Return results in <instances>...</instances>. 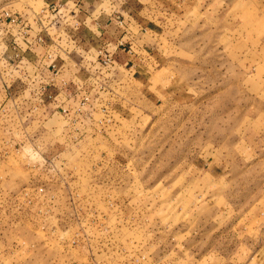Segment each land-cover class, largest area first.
I'll list each match as a JSON object with an SVG mask.
<instances>
[{"label": "rangeland", "instance_id": "rangeland-1", "mask_svg": "<svg viewBox=\"0 0 264 264\" xmlns=\"http://www.w3.org/2000/svg\"><path fill=\"white\" fill-rule=\"evenodd\" d=\"M163 7L164 97L98 64L80 113L0 110V264H264V0Z\"/></svg>", "mask_w": 264, "mask_h": 264}, {"label": "crops", "instance_id": "crops-1", "mask_svg": "<svg viewBox=\"0 0 264 264\" xmlns=\"http://www.w3.org/2000/svg\"><path fill=\"white\" fill-rule=\"evenodd\" d=\"M42 2L39 4L34 0L33 5H29L27 0H0V8H10L24 17L25 30H28V35H21L17 40L8 35L5 43H0V110L7 111L21 104L30 112L44 109L45 113L48 110L57 114L66 109V116L77 111L80 113L84 104H89L87 101L94 100L96 87L99 85L105 89L108 85L104 73L95 76L94 70L102 64L106 54L111 56L115 65L127 70V76L119 79L120 85L113 81V88H124L131 83L144 91L145 99L165 96L167 90L164 89L170 82L162 87L153 85V76L157 78L158 75V81H162L159 75L165 71H149V63L156 64L158 60L141 41H146L155 30L150 27L152 18L149 15L165 8L166 3L179 5L181 0ZM52 4H59L65 15L69 10L75 12L69 18L70 26L47 18ZM43 13H47L43 25L36 24L34 18ZM54 15L51 14V18ZM48 52L54 57L49 59ZM175 77L169 73L165 80L176 81ZM32 82L37 86L30 88ZM39 82L42 84L38 85ZM86 97L88 99L84 101ZM63 122L67 125L69 121Z\"/></svg>", "mask_w": 264, "mask_h": 264}, {"label": "built area", "instance_id": "built-area-1", "mask_svg": "<svg viewBox=\"0 0 264 264\" xmlns=\"http://www.w3.org/2000/svg\"><path fill=\"white\" fill-rule=\"evenodd\" d=\"M59 4H52L49 6L50 14L47 16L48 19H52L53 22H58V24H61V21L65 24L64 26H70V17L75 14L73 10L67 11L68 15L63 14L64 10H61V7L58 6ZM67 8V7H66ZM47 13H43L38 18H34L35 23H40L43 25V21H45L46 18L44 16ZM51 14H55L53 18H51ZM25 19L24 17L19 13L15 12L10 8L1 7L0 8V43H5L6 37L8 35L12 36L13 40H17L19 36L28 35V30H25ZM31 28V27H30ZM65 30V29H64ZM41 39V37L39 38ZM42 41V40H41ZM47 57L49 59L53 58L54 55L52 52H48ZM104 58L101 60L102 65L106 68L109 66L114 65V61L109 55H104ZM87 97L84 99L87 101ZM83 105V104H82ZM68 110L64 109V113H67ZM81 112V110H79ZM78 112V111H77Z\"/></svg>", "mask_w": 264, "mask_h": 264}]
</instances>
